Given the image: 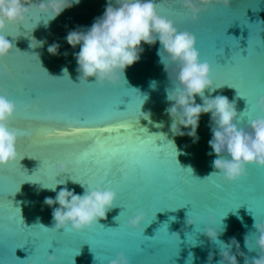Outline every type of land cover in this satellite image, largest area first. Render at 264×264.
I'll return each mask as SVG.
<instances>
[{
    "label": "water",
    "instance_id": "1",
    "mask_svg": "<svg viewBox=\"0 0 264 264\" xmlns=\"http://www.w3.org/2000/svg\"><path fill=\"white\" fill-rule=\"evenodd\" d=\"M108 3L80 0L47 26V16L32 14L23 24H14L2 33L13 49L0 60V88L16 102L9 126L20 129L22 136L17 141L21 159L0 167V264H48V255H56L57 264H102L96 253L99 255L97 246L104 241L112 247L103 264L120 252L129 264H188L190 254L192 264H208L210 253L211 264H218L220 248L205 234L209 216L217 219L218 229L226 225L221 241L229 243L235 238L240 251L249 258L257 257L259 249L249 251L244 238L249 236L255 247L258 233L254 224L264 222V168L249 165L247 176L234 183L221 175L211 176L216 171L213 160L218 157L209 146L210 114L200 117L197 141L188 135H173L166 113L172 102L167 94L175 88L178 67L170 63L165 71L157 55L159 41L153 46L142 44L140 60L125 70L126 83L94 85V77L80 83L74 58L80 46L73 48L65 37L78 27L90 28ZM153 3L160 4L159 14L175 21L180 31L195 34L201 62L210 64L213 84L222 86L205 90V95L235 100L236 123L250 131V120L262 115L255 105L264 96V0H232L227 8L213 6L195 22L181 7V0ZM53 43L60 45L56 55L48 52ZM65 68L71 80L63 77ZM153 81L155 88L150 86ZM196 102L202 103L199 97ZM246 110L250 118L241 115ZM81 111L98 113L108 122L83 129L79 135H60L75 129L58 114ZM160 133L166 139L153 135ZM109 136L121 137L127 147L113 156L112 150L121 145L115 140L104 142ZM60 163L67 165L68 174L57 176ZM108 172L125 178L119 183H101L117 193L106 219L80 233L70 228L55 231L53 208L44 204L45 198L54 199L63 187L82 195L86 186L99 184L97 173ZM58 181L67 183L58 184L56 192L41 186ZM253 188L261 192L260 199H249ZM199 200L205 203H197ZM141 213L145 215L141 227L130 228L127 221ZM189 217L197 223L188 224ZM237 260L244 264L243 257L237 256Z\"/></svg>",
    "mask_w": 264,
    "mask_h": 264
},
{
    "label": "clouds",
    "instance_id": "2",
    "mask_svg": "<svg viewBox=\"0 0 264 264\" xmlns=\"http://www.w3.org/2000/svg\"><path fill=\"white\" fill-rule=\"evenodd\" d=\"M79 2L80 0H38L37 3H33L32 0H0V60L5 59L13 49V45L5 38L6 35L2 34L8 25L23 24L29 15L43 13L48 17L44 21L47 26L50 20ZM231 3L232 0H181V7L191 14V19L195 22L202 12L208 11L213 6L227 8ZM65 39L73 48L80 46L79 52L74 53L80 83H88L89 78L94 77L95 84L101 86L106 83L115 86L121 81L126 83L125 70L140 60L144 51L142 44L153 46L159 41L161 47L157 55L165 71L170 63L178 67L175 88L167 94V100L172 102L166 113L172 121L170 128L173 135H188L194 139V142L197 141L200 117L202 114H210L209 127L212 138L209 140V146L218 157L213 160L216 171L211 176L221 175L226 182L234 183L247 176L249 165L264 168V96H260L256 101L255 107L262 115L250 120V131L239 127L236 123L235 100L230 102L223 95L212 98L205 95V90L216 91L222 86L213 84L210 64L201 62L195 35L178 30L173 20L159 14L153 0H114V3L109 0L103 15L96 18L90 28L78 27L76 30H71ZM37 43L41 46L43 42L37 41ZM30 46L32 47V42ZM59 47L58 43H53L48 47V52L56 55ZM44 70L47 72L46 69ZM63 73V77L65 75L69 77L67 68L63 69ZM150 86L155 88V81ZM197 97L202 103L196 102ZM15 111V102L8 98L5 89L0 88V167L15 164L21 159L17 150L18 133L9 126ZM161 126L157 125V127ZM181 128L190 130L185 133ZM153 135L166 139L163 133ZM168 143L175 148L174 142ZM186 170L192 173L191 168ZM56 171L57 176L69 173L64 163L58 164ZM69 179L73 183H80L71 176ZM66 183L67 181H58L51 186L43 184L41 186L56 192L58 184ZM80 184L85 187V184ZM116 199L115 191L101 184H95L86 186L82 195L63 187L56 192L54 199L46 197L44 204L53 208L55 231L70 228L80 233L92 229L97 225L98 220L106 219V214L114 206ZM197 219L202 220V218ZM144 220L145 215L141 213L130 218L127 223L130 228L137 229ZM187 223L196 224L197 220L189 217ZM208 224L210 226L206 228L205 234L220 248L221 259L218 264H238L237 256L243 257L244 264H264V222L256 220L254 224L258 233L255 247L252 246L249 236L244 238L245 247L249 251L259 249L257 257L253 258L240 251V244L235 238L229 243L219 239V236L226 231V225H223L222 221V227L218 229L217 219L209 216ZM175 236L179 239L178 235ZM233 247L236 249L235 253L232 251ZM192 259L190 254L188 264H192ZM212 259L210 253L208 264H211ZM47 262L57 264L56 255H48ZM109 264H129V260L124 252H120L109 261Z\"/></svg>",
    "mask_w": 264,
    "mask_h": 264
},
{
    "label": "snow or ice",
    "instance_id": "3",
    "mask_svg": "<svg viewBox=\"0 0 264 264\" xmlns=\"http://www.w3.org/2000/svg\"><path fill=\"white\" fill-rule=\"evenodd\" d=\"M159 7H160V4H157V9ZM187 16L189 18H191V14L188 13V12H187ZM174 23H176V22L174 21ZM8 27H13V25H8ZM176 28L178 30H180L178 27H176ZM183 31H188V30L185 29ZM192 34H194V33H192ZM94 85H96V84L94 83ZM227 85L230 86V87H234L231 84H227ZM237 93H238L239 96L244 97L247 100V97L242 95L240 93L239 89H237ZM31 94L32 93L29 94V96L31 97V100H35L36 96H35V99H33ZM13 101L15 102V100H13ZM27 102L30 104V101H27ZM15 104H16V102H15ZM241 115H243L245 118H250L248 110H246ZM58 116H59V119H61L64 123H66L68 125H71L75 129V131H64V132L60 133V135H63L65 137L72 136V135H79L81 133V130H83V129L89 128V127H91V126H93L95 124H98V123H107L108 122L107 118H102L98 113H90V112H87V111H81V112H78L76 114H73L71 112L59 113ZM14 130H16V132L18 133V137L22 136L21 135L22 131L20 129H14ZM105 131H110V130L109 129H105ZM140 139L143 140V137L141 136ZM111 140H115L118 144L121 145L120 148H116V149L112 150L111 154L113 156L116 155L117 153H120L122 149H125L127 147L126 144H122L121 143V137H111V136H109V137L106 138V140L104 142H108V141H111ZM66 142L70 143L71 141L69 140V141H66ZM138 171L142 172L143 169L139 168ZM187 171L190 173L189 170H187ZM96 177H97L96 183H99V184H101V183H113V182L119 183L122 180H124V178H125V176H123V178H122L121 173L113 174L111 172H108V173H97ZM99 177H103V179H100ZM140 183L142 184L143 181H141ZM249 184H251V181H249ZM144 195H148V193H144ZM248 197L251 200H256V199H260L262 197V194H261L260 191H258L255 188H253V190H251L248 193ZM196 202L197 203H201V204L205 203L203 200H199V201H196ZM11 227H14V225H11L10 228ZM111 247H112V245H111V242H109V241H104V242H101L100 244H98L97 252L99 253V255H97V253H96V259L100 260L102 262V264L104 262V257H106L108 255V253L111 251ZM108 264H109V261H108Z\"/></svg>",
    "mask_w": 264,
    "mask_h": 264
}]
</instances>
